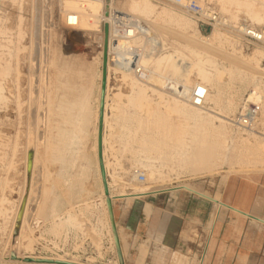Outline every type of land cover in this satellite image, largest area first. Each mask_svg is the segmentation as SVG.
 Returning a JSON list of instances; mask_svg holds the SVG:
<instances>
[{"label":"rangeland","instance_id":"rangeland-1","mask_svg":"<svg viewBox=\"0 0 264 264\" xmlns=\"http://www.w3.org/2000/svg\"><path fill=\"white\" fill-rule=\"evenodd\" d=\"M34 1L35 0H0V264H20L14 262L12 257H18L20 254L21 256H32L35 258L42 257L54 259L62 258L69 261L76 260V262L83 264H121L115 245V238L111 243L110 238L107 237L109 230H111L112 233L113 230L107 207V198L104 192L99 161V120L103 80V54L105 51L104 50L102 52V49L105 47V39L100 41L102 36L100 35V32L104 31L105 26L109 22L106 18L112 17L116 10L126 12V0H117L114 4L112 3L113 0H106L107 5L101 9V14L98 18L100 19V22L98 21L99 23L93 27L94 29L88 31L86 30L85 32H78L75 30L77 29L76 27H79L78 22L76 23V21L72 22L73 26L69 25L67 17L70 12H64L60 7V2L63 0H42V3H40V9H42L40 14L42 16V29L40 34L41 39L39 37V41L41 40V44L44 42V56H46L44 57V66L46 65V80L44 86L45 95L43 99V107L39 119L38 130H40H37V132L35 129L33 130V127L30 128L32 126L33 119L28 99V92L30 91L28 72L33 54L35 53L34 47L36 46H34L35 34L33 32L32 36L30 34L34 26L33 19L35 17V11L33 10L34 7L32 8L31 6L33 3L35 4ZM150 1L158 6L152 14L144 16L137 13H129V15L139 18L145 22L154 32V38L161 43V45L155 50L150 46L147 48V52L151 53V56H154L150 63L151 71L153 73V78L150 83L145 84L138 82L134 78L133 74H131V77H126L121 73L116 72L110 59L107 65V93L105 99L103 129V158L107 172L110 198L113 201L114 214L115 203L117 200L141 198L152 193H161L168 190H187L205 197L208 196V194L204 193L201 188H198L201 187L197 186L198 184H215L216 181L221 180L228 174H231L230 176H232V174H236L238 176L264 174V141L260 140H264V124L261 122L260 112L257 115V123L252 131H244L237 123L240 116L244 113L245 102L249 99L254 86L258 85L261 87L262 94H264V54H261L262 52L264 53V45L247 43L241 33H237L236 30L227 26L221 27V30L213 32L215 30L214 27H207L198 22L195 17L186 13V11H182L183 9L181 10L180 7L174 3V0ZM196 1L203 8L205 7L215 11L224 19L226 17L222 16L224 15L223 13L227 10L228 12L232 11L229 18L231 21L234 23L237 22L242 27H247L249 25L258 29L264 28V22L260 25L258 23L257 27L256 22L255 25H253L254 22L251 23L252 21L248 15H245L242 11H240V13L238 12L240 8H237L234 3L239 0ZM244 1H246L245 3L250 2L249 0H242V3ZM43 2L46 3V5L43 4ZM109 5L112 6L109 7ZM255 5L256 8L258 7L256 10L264 11V0H256ZM163 7L184 14L190 20H193L196 24L195 26L198 25L200 27L202 33L193 36L195 38H191L192 36L187 30L180 26L172 25L169 14H159L161 13V8ZM31 9L33 10L34 16L31 13ZM108 13H110V16H108ZM101 15L105 18V20H103ZM233 15H236L235 18L238 17L241 19H237L239 20L237 21L234 19ZM243 16L246 18H242ZM31 20H33V22ZM91 20L92 22L94 21L93 19ZM103 21L106 22L104 23ZM224 21L229 22L228 20ZM42 23H44V25H42ZM233 26H236V24ZM202 41L207 44L202 43ZM30 43H32V45ZM210 45H213V47ZM110 47L111 50L116 49L113 43H110ZM222 51H225V54H230L232 58H237L239 60V67L236 64L234 65L237 67L232 64L233 60L228 61L230 60L228 59L226 60L228 62H226L224 59L225 56L223 57L224 60H222V58L219 57V54H221L219 52ZM183 62H188L200 70L202 69L210 72L214 71L217 65L223 67L220 74L222 76L219 77V80L224 83L225 88H222V90L225 89L224 94L226 95L224 97L225 99L235 97V108L237 110L233 109L230 112L223 113L219 106H216L214 102L208 101L206 107H204L202 111L216 117L217 119L224 120L231 125V133L242 139L243 143H241V155L248 159L247 162L237 164L233 167L235 169H232L229 166H224L220 169V171L213 174H203V172L191 173L189 170H173L172 167L169 166L162 170L163 176L160 174L158 175L156 166H150L149 168H144L142 166L143 164L149 162L151 164L152 161L155 164L157 160H160L157 162L160 163L161 160H163L161 159L163 158L162 154L167 153L169 150V148L167 149L164 147V149L156 151V154L153 150L152 151L154 153L149 151L145 154V156L141 154L140 157L142 159L139 162L141 166L138 163L136 165L134 164V166L127 167L126 164L133 163L131 161L126 162V159L129 156L128 149L129 152H131V145L133 143L132 140H135L137 136L135 134L132 135V132H130L131 130L129 129V133H125L127 136V138H125V131H121V129H125L121 126L122 123L118 121L117 113L118 111L124 112L123 109H126L131 113L135 112L137 114L136 117L140 115L138 117L139 120L141 118H148L147 121L151 118V114L154 112L155 116H152L150 119L153 122H150L149 120L148 123V130L150 132L149 137L152 136L151 141L153 142L157 138L156 135H153V132L155 131H162L166 133L165 137L167 138L169 144H171V142L176 143L181 141L193 132L198 136L199 141L203 142L205 147L214 146L217 144V141L220 140L217 139V135L214 134L213 129H209V127L200 119L195 121L193 117L185 111L186 105L193 106L191 103L186 100H179L175 97L166 96L163 92H161L164 84H170L171 76L173 77L171 79H176V82H182L186 89L197 87L210 89L214 86L215 81L213 79L207 80L204 76H199L198 73L193 72L190 75H184L183 69L181 68V64ZM236 69L238 72L232 73ZM238 73H241V76ZM242 74H246L247 76H243ZM251 76L252 79L254 78V81L252 80V82L250 80ZM238 77L241 78L239 79ZM245 80L247 81L245 82ZM72 83H75L78 86V97L75 99L71 98L73 94L67 95L66 93L67 89L71 87H66V85ZM133 84H135V88L133 87ZM244 84H248V87L251 86L250 89ZM235 87L237 88L235 89ZM132 91L134 93L133 99L129 102V96ZM212 92L215 93L214 90ZM144 94L148 96L147 103L149 106L148 104L147 107L145 105L142 111L138 108V105L140 98ZM240 95L243 98H241ZM82 99L83 101H81ZM84 100L86 103H84ZM110 101L111 104L109 105ZM80 102L81 104L83 103L82 106ZM119 108L121 109L119 110ZM29 109L31 113H28L29 111L27 112ZM108 109H110L112 117H115L114 119H110ZM80 110L83 115H80ZM121 112H119V116L122 114L125 115V113ZM75 113L82 119L80 120ZM78 118L79 120L77 122ZM108 120H110V123H108ZM117 122L121 125L116 124ZM27 124L29 126H27ZM119 127L121 129H118ZM30 129H32V133H30ZM68 130H70V132ZM120 131L121 133L123 132L121 137L124 139L121 141L122 138L120 139L118 137L120 141H117L118 138L115 140V137L118 136ZM68 132L71 135L69 137L70 141L68 139ZM84 132H86L87 135H83ZM107 132L110 133L107 135ZM117 132L119 133L117 134ZM126 132L128 131L126 130ZM59 133L63 136H60ZM130 133L132 137L129 136V138L131 137L129 139L128 134L130 135ZM105 136L107 138L106 141ZM59 137H63V139H60ZM55 139H57V142L59 141V144L61 141L62 144L58 145ZM65 141L69 142L66 143ZM116 142L119 143L117 144ZM64 144H67L68 146ZM61 145L64 146L59 148ZM133 145H135V141ZM147 147L150 149V146ZM169 147L171 148V146ZM26 151L28 152V155ZM30 153H32V167L31 172L29 173V170L26 168V164H29L28 158ZM108 154L110 157L107 161ZM153 154L155 161L152 158ZM156 156H161V158H157ZM58 157L59 159L66 158V161L70 160L69 164H66L68 161L65 162L64 159L62 160L64 163H62L61 159L59 160ZM75 157L78 158L75 159ZM71 158L75 162H71ZM34 160L36 161L35 163ZM79 160L81 161L79 162ZM145 160L146 162L144 163ZM59 162H61V167L64 164L63 166L67 171L63 167L62 170ZM77 162H79V164H76ZM27 167L29 169L28 165ZM24 168L27 171H25ZM60 170L66 171H64V173L67 175L68 179H72L73 177L77 181L80 179L79 183L82 184L83 182L81 185L83 191L87 190V192L84 191L86 194H83L85 196L81 197L83 198L82 200H85L87 205L92 204V206H96V217L93 219L90 217L89 219L92 220L94 225H98L99 223L101 225V248L96 244L100 243V240L95 239L101 238V236H95L92 231L91 223L88 221L89 216L87 215V218L84 216V211H86L89 207H81L78 205L76 206L74 212H71L70 210L72 209V206L69 202H67L70 200L69 198L71 196V194L67 195L69 193L67 188L71 186L65 187L64 184L61 185V189L64 191H61L64 197V203L62 205V208H64L62 209V215L64 216L61 215V218L64 217L66 221L73 219L77 220V222L82 226L80 229L81 233L73 231L74 233L70 232L68 235L69 237L65 233H61L60 235H56L55 233L53 235L51 233H45L44 235L46 236H42L41 228L43 227L44 229L46 217L41 215L40 207L43 204V200L46 202V199L50 198L49 195L46 198L47 193L54 187V182H56L55 184L58 183L57 179L59 180V176L63 174ZM24 171L26 173H24ZM147 172H153L155 174V179L153 176L148 175ZM137 173L145 174L146 182L144 184L146 188L140 186L141 182H139L137 178ZM33 175L35 179L33 178ZM76 177L79 178L77 179ZM25 178L28 179L25 180ZM143 190L145 191L143 192ZM24 193L26 194L24 195ZM49 193L51 194V192ZM23 197H25V199H23ZM20 198H22L21 200L23 202L26 200V204L20 225L21 231H19L18 237H15L14 234L17 224L12 226L15 222L12 217H16L15 219L18 221L21 205H23L22 201L20 202ZM17 205L20 207L18 213L16 208ZM14 209L16 211H14ZM6 212H8V215L4 217L3 214ZM69 212H71V215L68 214ZM40 218H42L43 221ZM64 219L61 221H64ZM97 221L99 222L98 224ZM106 222L110 229L105 227ZM48 225H50V223H48ZM34 226H36V228ZM22 228L25 229L23 230ZM11 234L12 236H10ZM37 234H39L38 239ZM22 235L23 238H25L24 240L21 237ZM32 236L36 238V242ZM15 238L20 239H17V242ZM30 238H32V240H30ZM54 238L56 240H53ZM74 239L77 240V243ZM19 241L20 243H24L26 245H29L30 242V244H32L30 245L32 246L31 249L28 250L21 247ZM42 241L44 242L43 244ZM52 241H54V243ZM24 249L28 251L26 252ZM123 258L125 264L126 256L124 253Z\"/></svg>","mask_w":264,"mask_h":264},{"label":"bare ground","instance_id":"bare-ground-1","mask_svg":"<svg viewBox=\"0 0 264 264\" xmlns=\"http://www.w3.org/2000/svg\"><path fill=\"white\" fill-rule=\"evenodd\" d=\"M61 1V0H60ZM115 1H117V0H113V4H114V2ZM167 1V0H166ZM168 1H173V0H168ZM248 1V0H247ZM250 2H248V3H245L246 1H244L243 3H242V0H239V1H237V2H235L234 4L236 5V7L237 8H240L239 9V13H240V11H242V13L244 12L245 13V15H248L249 16V18L251 19V23H253L254 22V24L253 25H255V22H256V24H257V27H258V23H259V25L261 24V23H263L264 22V11L262 10V11H259V10H256L257 8H256V5H255V1L254 0H249ZM33 2V1H32ZM35 2V4L33 5H31L32 6V8L34 7V11H35V17H34V19H33V17H32V19L34 20V22H33V20H31L32 22H33V31L31 30V36H32V32L35 34V43H34V46H32V47H34L35 49V53L33 54V58H32V60H31V63H30V66H29V95H28V99H29V104H30V108H31V112H32V119H33V123H32V126H31V124L28 122V124H30V128H32L33 127V130L35 129L36 130V132H37V130H38V128H39V119H40V115H41V110H42V105H43V99H44V95H45V92H44V86H45V80H46V78H45V66H44V57H46V56H44V45H43V43L41 44V40L39 41V37H40V34H41V29H42V26H41V10L42 9H40L41 7H40V3H42V0H35L34 1ZM61 4H60V7H61V9H62V11H64V12H70V13H68L69 14V16L67 17V20L69 21V24H72V22L73 21H76V23L78 22V26L79 27H76L77 29H75V30H77L78 32L80 31V32H85L86 30L88 31V30H92V29H94L93 27H95L100 21V19H98L99 18V15L101 14V9L102 8H104L107 4H106V0H63V1H61L60 2ZM43 4H45L46 5V3H44L43 2ZM258 4V3H257ZM125 5H127V9H126V12L125 11H120V10H116L115 11V14L112 16V17H109V18H106V20L107 21H109L108 22V24H107V26L109 27V42H108V61H109V59L111 60V62H112V65H114V69H115V71L116 72H119V73H121L122 75H124V76H126V77H131V74H133V76H134V78L138 81V82H142V83H145V84H149L150 83V81H151V79L153 78V73H152V71H151V65H150V63H151V60L153 59V57L154 56H151V54L150 53H147V50H146V47H147V43L148 42H150V43H155L156 45H158V46H160L161 45V43H160V41H158V40H156L154 37H155V34H154V32L151 30V28L145 23V22H143L141 19H139V18H136V17H133L132 15H129V13L130 14H132V13H137V14H141V15H144V16H148L149 14H152L156 9H157V7L158 6H156L154 3H152L150 0H126V3H125ZM112 5H109V7H111ZM259 6V5H258ZM114 7V6H113ZM179 7V6H178ZM235 7V8H236ZM205 8V7H204ZM236 8V9H237ZM44 9V8H43ZM180 9L182 10L183 8H181L180 7ZM261 9V8H260ZM32 10V9H31ZM33 10H32V15H33ZM161 13H159L160 15H162V14H165V15H167V14H169V16H170V18H171V21H172V25H174V26H180V27H182L183 29H185V30H187L190 34H191V38H195V37H193V36H195V35H197V34H200V33H202V31L200 30V27L197 25V26H195L196 24L193 22V20H190L187 16H185L184 14H182V13H178V12H176L175 10H171V9H169V8H161ZM238 10V9H237ZM43 11H45V10H43ZM182 11H184L185 12V10L183 9ZM229 11H231V10H229ZM232 12V11H231ZM231 12H228V10L227 11H225L223 14L224 15H222V16H224V17H226L225 19L224 18H222L221 17V22H220V24H218V25H216L215 27H214V31L213 32H216V31H219V30H221L222 28L221 27H224V26H227V27H230V28H233L234 30H236V32L237 33H241V31L243 30V28L245 27H242L240 24H238L237 22L236 23H234L233 21H231V19L229 18V16H230V14H231ZM187 13V12H186ZM233 14V13H232ZM238 15V14H237ZM34 16V15H33ZM64 16H65V14H64ZM108 16H110V13H108ZM234 16V15H233ZM236 16V15H235ZM235 16H234V19H241V18H235ZM248 16H247V18H248ZM101 17H102V15H101ZM103 18V17H102ZM232 18V17H231ZM242 18H244V16L242 17ZM246 18V17H245ZM244 18V19H245ZM249 18H248V20H249ZM22 19V18H21ZM91 19H93L94 21L92 22V20ZM234 19H232V20H234ZM103 20H105V18H103ZM224 20H228L229 22H227V21H224ZM239 20H237V21H239ZM30 21V22H31ZM99 21V22H98ZM31 22V23H32ZM104 23L106 22V21H103ZM230 22H232V23H234V24H236V26H238V27H236V26H233L234 24H232V23H230ZM249 22V21H248ZM132 24V25H140L141 26V28L143 29V31L144 32H140L139 34H137V35H135V36H133V37H129V36H127V35H123L119 30H116L115 28H114V25H119V26H122V25H127V24ZM32 25V24H31ZM42 25H44V23H42ZM73 25V24H72ZM74 25H77V24H74ZM240 25V26H239ZM252 25V24H251ZM249 26V25H248ZM262 26V25H261ZM263 26H264V24H263ZM32 27V26H31ZM44 29V28H43ZM69 30V29H68ZM42 33L44 34V32L42 31ZM43 34H42V36H43ZM100 35H102L101 36V40L100 41H102L103 39H105V28H104V31H102V32H100ZM44 37V36H43ZM40 39H41V37H40ZM42 39H44V38H42ZM34 40V39H33ZM31 42H33L32 40H30ZM29 41V42H30ZM201 42V41H200ZM110 43H113V45H114V47L116 48V49H114V50H111V47H110ZM202 43H205L204 41H202ZM31 45H32V43H30ZM205 44H207V43H205ZM30 45V46H31ZM211 47H213V45H210ZM31 48V47H30ZM142 49V51H138V58H136L135 57V49ZM29 50H31V49H29ZM33 50V51H34ZM105 50V47L102 49V52ZM219 50V49H218ZM218 50H217V53H218ZM32 51V50H31ZM130 51V52H129ZM219 51H221V50H219ZM30 52V51H29ZM105 52V51H104ZM225 52V51H224ZM223 51L222 52H219V53H221V54H219V57H221L222 58V60H224L225 59V61L226 60H228V59H230V60H228V61H231V60H233L232 61V64L234 65V64H236L238 67H239V60L237 59V58H232L231 57V55L229 56L227 53V55L224 53ZM259 52V51H258ZM261 52V51H260ZM31 53H33V52H31ZM261 54H264L263 52L261 53ZM221 55H223V56H221ZM31 56V55H30ZM103 56H104V54H103ZM225 56V58L223 59V57ZM31 59V58H30ZM134 59V61L135 62H137L140 66H142V67H144L147 71H148V78L146 79V80H144V81H142V80H139L136 76H135V74H134V72L133 71H131V70H129V69H127V60H129V61H132ZM45 60H46V58H45ZM228 61H226V62H228ZM46 62V61H45ZM231 64V65H232ZM108 65V64H107ZM232 65V66H233ZM236 65H234V66H236ZM248 65H250V64H248ZM187 66V67H186ZM236 66V67H237ZM186 67V68H185ZM181 68L183 69V74L184 75H190L191 73H198L199 74V76H204L207 80H214L215 81V84H214V86H212L210 89H207V88H205V89H207V91H208V96H207V100H206V105H207V102L208 101H210V102H214L215 103V105L216 106H219L220 107V110L224 113H227V112H230V111H232L233 109H236L235 108V106H236V101H235V97L233 98H228V99H225V95L226 94H224L225 92H224V90H222V88L224 87V83H222L220 80H219V77L220 76H222V75H220L221 74V70H222V66H219V65H217L216 67H215V70L214 71H212V72H210V71H207V70H200L199 68H197V67H195V66H193V65H191L190 63H188V62H183L182 64H181ZM224 68H226V67H224ZM234 69V68H233ZM238 69V68H237ZM235 70V71H233L232 73H237L238 72V70ZM247 70V69H246ZM224 71V70H223ZM244 71V70H243ZM223 73V72H222ZM252 73V72H251ZM174 74H175V69H174ZM223 74H225V73H223ZM230 74V73H229ZM238 74H240V76H241V73H238ZM252 74H254V73H252ZM251 74V75H252ZM173 75V74H172ZM243 76H247L246 74H242ZM236 76H237V74H236ZM252 76H254V75H252ZM252 76H251V78H250V80H251V82H252V80L254 79H252ZM250 77V76H249ZM171 78H173L172 76H171ZM170 78V84H164V86H163V88L161 89V92H163L166 96H170V97H175V98H177V99H179V100H186V101H188L189 103H191V97H192V94H193V92L198 88H190V89H186L184 86H183V83L182 82H176V79H171ZM239 78V77H238ZM241 78V77H240ZM239 78V79H240ZM243 78V77H242ZM256 78V77H255ZM235 80V79H234ZM243 80V79H242ZM235 81H237V80H235ZM241 81V80H240ZM247 80H245V82H246ZM254 81V80H253ZM250 82V81H249ZM240 83V82H239ZM241 83H243V82H241ZM254 83V82H253ZM256 83V82H255ZM134 85L135 84H133V87H134ZM137 85V84H136ZM236 85V84H235ZM244 85H246L247 87H248V84H244ZM69 86H71L70 88H68L67 89V91H66V93H67V95H72V99L74 98H77L78 97V86L75 84V83H72V84H68V85H66V87H69ZM242 86V85H241ZM260 86H261V84H260ZM136 87V86H135ZM134 87V88H135ZM251 87V86H250ZM250 87H248L249 89H250ZM134 88H132V89H134ZM202 88H204V87H202ZM225 88V87H224ZM237 87H235V89H236ZM247 88V89H248ZM232 89H233V87H232ZM248 89V90H249ZM136 90V89H135ZM142 90V89H141ZM214 90L215 91V93H213L212 91ZM240 90H242V89H240ZM227 91V90H226ZM245 91V90H244ZM247 91V90H246ZM237 92V91H236ZM146 93V92H145ZM242 93V92H241ZM133 91H132V93H131V95L129 96V102L130 101H132V99H133ZM143 94V93H142ZM246 94V93H245ZM243 95V94H242ZM234 96V95H233ZM240 97H241V95H240ZM71 98H70V101H71ZM167 98V97H166ZM237 98H238V96H237ZM241 98H243V97H241ZM247 98V97H246ZM148 99V96L147 95H143L141 98H140V100H139V105H138V108H140V110H142L143 109V107L146 105V107H147V100ZM163 99H165V98H163ZM239 99V98H238ZM81 101H83V99L81 100ZM28 103V102H27ZM70 103V102H69ZM84 103H86L85 102V100H84ZM132 103V102H131ZM68 104V103H67ZM80 104H81V102H80ZM72 105V104H71ZM83 105V103L81 104V106ZM206 105H205V107H206ZM67 106V105H66ZM148 106H149V104H148ZM85 107H86V104H85ZM237 107H238V105H237ZM78 108V107H77ZM83 108H84V106H83ZM80 109V108H79ZM79 109H78V112H79ZM121 108H119V110H120ZM128 109V108H127ZM204 109V107H202V108H197V107H194V106H188V105H186L185 106V111H187L192 117H193V119L195 120V121H197V120H201L205 125H207L208 127H209V129H213L214 130V134H216L217 135V139H220L219 141H217V144L216 145H214V146H207V147H205V145H203V142H200L199 141V138H198V136L193 132L192 134H189V136L188 137H186L185 139L183 138V140H181V141H178V142H176V143H172L171 142V144H169L168 143V140H167V138L165 137V134L166 133H164V132H162V131H158V132H153V135H156L157 136V138L155 139V141L153 142V141H151V138H152V136H150L149 137V135H150V132H149V130H148V128H149V120L152 118V116H155L154 115V112L151 114V118H149V120L147 121V119H140L139 120V116H137L136 117V113L134 112V113H131V112H129V111H127L126 109L124 110L123 109V111L124 112H121V111H118V113H117V116H118V121L120 122V123H122V125L121 124H118V122L116 123V124H118V125H121V126H123V129H125V130H122L120 127L118 128V129H121V131H125L124 132V135L126 136V134L125 133H129V129L131 130L130 132H132V135L133 134H135L136 136H137V138H136V136H135V140L133 139L132 140V142L134 143V141H135V146H136V148L135 149H138V153L136 152V153H134L135 155V157H134V164L136 165V164H138L140 161H141V154H143L144 156H145V154L147 153V152H149V151H155V154L157 153L156 151H160V150H162V149H164V147L165 148H169V150L167 151V153H163L162 154V157L163 158H161V156H158L159 158H161V159H163V160H161V162L160 163H157V162H159L157 159V164L155 163H153V161H152V163L150 164V162L149 163H146V164H143L142 166L144 167V168H149L150 166H156L157 167V173H158V175L160 174V175H162V170L163 169H165L166 167H169V166H171L172 167V169L173 170H186V171H190L191 173H198V172H203V174H213V173H216V172H218V171H220V169H222V167H224V166H229V167H231L232 169H235V168H233L234 166H236L237 164H241V162H247V160L248 159H246L244 156H242L241 155V151H242V146H241V143H243L242 142V139L239 137V136H235V135H233L232 133H231V131H230V124L228 123V122H226V121H224V120H221V119H217L216 117H213V116H211V115H209V114H206V113H204L202 110ZM68 110H69V108H68ZM237 110V109H236ZM29 111V112H28ZM67 111V110H66ZM143 111V110H142ZM148 111V110H147ZM27 112L28 113H31L30 112V109L29 110H27ZM75 112V111H74ZM83 112V111H82ZM119 112H121V113H125V115L124 114H122L121 116H119ZM151 112V111H150ZM234 112V111H233ZM259 112H260V119H261V122L264 124V94H262V88L261 87H259L258 85H255L254 86V89H253V91L251 92V94H250V97H249V99L245 102V106H244V114H250V115H252V117H253V120H254V124H253V126L251 127L252 129H244V128H242L244 131H252L253 130V128L255 127V125H256V123H257V115L259 114ZM26 113V112H25ZM68 113V112H67ZM71 113V112H70ZM138 113V112H137ZM157 113V112H156ZM232 113V112H231ZM82 113H81V110H80V115H81ZM141 114V113H140ZM29 115H31V114H29ZM75 115L77 116V117H79L76 113H75ZM83 115V114H82ZM115 115V114H114ZM135 115V116H134ZM142 115V114H141ZM116 116V117H117ZM142 117V116H141ZM147 117V116H146ZM31 118V117H30ZM74 118V117H73ZM80 118V120L82 119L81 117H79ZM79 118L77 119V122H78V120H79ZM115 118V117H114ZM113 118V119H114ZM138 120H137V119ZM106 119H107V116H106ZM31 120V119H30ZM67 120V119H66ZM116 120V119H115ZM138 122H137V121ZM142 120V121H141ZM153 120H154V118H153ZM27 121H28V119H27ZM32 121V120H31ZM70 121V120H69ZM109 121V122H108ZM107 122L108 123H110V120H108ZM159 121V120H158ZM75 122H76V120H75ZM150 122H153V121H151L150 120ZM160 122V121H159ZM241 122V121H240ZM106 123V122H105ZM27 124V126H29ZM107 124V123H106ZM115 124V125H116ZM109 126V125H108ZM117 126V125H116ZM50 128V127H49ZM111 128V127H110ZM114 129V128H113ZM134 129H135V131H134ZM31 130V132L30 133H32V129H30ZM40 130V129H39ZM38 130V131H39ZM126 130L128 131V132H126ZM133 130V131H132ZM28 131V130H27ZM69 132H70V130H68ZM121 131H120V133L119 132H117V134H118V136H117V134H116V136L117 137H115V140H116V138H122L121 136V134H123V132L121 133ZM51 132H52V130H51ZM68 132V134H69V136L67 135V134H65V135H67L68 136V139H69V137L71 136L70 135V133ZM66 133H67V131H66ZM27 134H28V132H27ZM52 134V133H51ZM86 134V132H84L83 133V135H85ZM31 135V134H30ZM59 135H60V133H59ZM64 135V136H65ZM87 135V134H86ZM27 136V135H26ZM51 136V135H50ZM60 136H63V135H60ZM81 136H82V134H81ZM129 136H131V133H130V135L128 134V138H129ZM52 137V136H51ZM88 137V136H87ZM86 137V138H87ZM132 137V136H131ZM130 137V138H131ZM28 138H29V136H28ZM57 138H58V136H57ZM60 138V137H59ZM65 138V137H64ZM83 138H85V137H83ZM113 138V137H112ZM119 138H118V140L117 141H120L119 140ZM125 138H127V136L125 137ZM129 138V139H130ZM155 138V137H154ZM30 139V138H29ZM52 139H54V138H52ZM60 139H63V137L62 138H60ZM88 139V138H87ZM124 138H122L121 139V141L123 140ZM208 139V138H207ZM50 140H51V138H50ZM56 140V142H57V139H55ZM65 140V139H64ZM67 140V139H66ZM107 140V138H106V136H105V141ZM127 140V139H126ZM260 140H262V141H264L263 139H260ZM69 141H70V139H69ZM69 141H65L66 143H68ZM104 141V142H105ZM131 141V140H130ZM59 142V141H58ZM57 142V143H58ZM63 142V141H62ZM64 142V143H65ZM124 142V141H123ZM126 142V141H125ZM128 142H129V140H128ZM28 143H31V142H28ZM117 143V142H116ZM119 143V142H118ZM117 143V144H118ZM122 143V142H121ZM133 143H132V145L131 146H133ZM53 144H56V143H53ZM60 144H62L61 143V141H60ZM59 143H58V145H60ZM123 144V143H122ZM137 144V145H136ZM64 145H67V144H64ZM63 145V146H64ZM31 146V145H30ZM55 146V145H54ZM62 145L59 147V148H62L63 147ZM68 146V145H67ZM147 146H150V149L147 147ZM167 146V147H166ZM169 146H171V148L169 147ZM51 147H52V145H51ZM66 147V146H65ZM65 147H64V149H65ZM152 147V148H151ZM28 149V148H27ZM32 149V148H31ZM54 149H55V147H54ZM57 149V148H56ZM64 149H63V151H64ZM134 149V148H133ZM29 150H30V148H29ZM52 150V149H51ZM62 150V149H61ZM28 151V150H27ZM26 151V152H27ZM152 151V153H154ZM165 151V150H164ZM54 152V151H53ZM52 152V153H53ZM34 153V152H33ZM35 153H36V150H35ZM51 153V154H52ZM132 153V152H131ZM151 153V154H152ZM26 154V153H25ZM63 154V153H62ZM138 154V155H137ZM27 155H28V152H27ZM160 155H161V152H160ZM36 156V155H35ZM53 156V155H52ZM51 156V157H52ZM54 156H56V155H54ZM61 156V155H60ZM76 156V155H75ZM137 156H138V159H137ZM147 156H148V154H147ZM150 156V155H149ZM74 157V156H73ZM143 157V156H142ZM154 157V154H153V156H152V158ZM157 157V156H156ZM157 157V158H158ZM36 158V157H35ZM56 158V157H55ZM63 158V157H62ZM78 157H75V159H77ZM132 158V157H131ZM155 158V157H154ZM154 158H153V160H154ZM29 164H26V168H27V170H29L28 172L30 173L31 172V167H32V153H30L29 154ZM58 159H59V157H58ZM61 159V158H60ZM59 159V160H60ZM64 160L66 159V158H63ZM63 159H61V161L63 160ZM74 159V158H73ZM74 159V160H75ZM81 159V158H80ZM118 159V158H117ZM150 159V158H149ZM37 160H38V157H37ZM52 160H54V159H52ZM82 160V159H81ZM81 160H79V162L81 161ZM151 160V159H150ZM167 160V161H166ZM50 161V160H49ZM55 161H56V159H55ZM58 161V160H57ZM68 161V163H66V164H69V162H70V160H67ZM66 160H65V162H67ZM155 161V160H154ZM36 161L34 160V163H35ZM71 162H75V161H73L72 160V158H71ZM79 162H77L76 164H79ZM146 162V160L144 161V163ZM251 162V161H250ZM26 163V162H25ZM60 163V167H61V162H59ZM62 163H64V161H62ZM143 163V162H142ZM37 164V163H36ZM65 164V165H66ZM140 164V163H139ZM27 165L29 166V169H28V167H27ZM38 165V164H37ZM64 165V164H63ZM62 165V167L64 168V166ZM70 165H71V163H70ZM73 165V164H72ZM140 166H141V164H140ZM33 167H34V165H33ZM61 167V168H62ZM63 168H62V170H63ZM231 168H230V170H231ZM25 169V168H24ZM65 169V168H64ZM26 169H25V171H27ZM66 170V169H65ZM64 170V171H65ZM24 171V173H26ZM36 171V170H35ZM61 171V170H60ZM60 171H59V173H60ZM64 171H61V172H63V174H61L60 176H59V180H61V181H59L58 179H57V181H58V183L57 184H55L56 182H54V187L52 188V189H50V191L49 192H51V194L48 192L47 193V195H46V198L48 197V195H49V199L47 198L46 200V202L43 200V204L41 205V207H40V212H41V215L43 216V217H46V220H45V226H44V229H46L45 227H46V225H48V223H50V229H49V233H51V234H58V235H60L61 233H65L67 236L70 234V232H80L81 233V231H80V229H81V225H80V223H78L77 222V220H75V219H73V220H65L64 219V217L63 218H61V215H62V209H64V208H62V205H63V203H64V197H63V195H62V192L61 191H63L62 189H61V185H65V187L67 186H71V187H69V188H67V190H68V192H66V193H68L67 195H69V194H71V196H70V200H66L67 202H69L70 204H71V206H72V209L70 210L71 212L73 211L74 212V210L76 209V206H78V205H80L81 207L83 206V207H89V208H87L86 209V211H84V216L87 218L88 216V221L91 223V227H92V231H93V233L95 234V236H101V234H100V232H101V225H100V223L97 221V224L98 225H94L93 223H92V220H90L89 218L90 217H92V219L94 218V217H96V214H97V208H96V206H92V204L90 205V204H88L87 205V203L85 202V200H82L83 198H81L82 196H85V195H83V194H86V193H84V191H83V188H82V184H83V182H82V184L81 183H79V180L77 181V180H75V178L73 177L72 179L71 178H67V175L64 173ZM67 171V170H66ZM65 171V172H66ZM233 171V170H232ZM235 171H238V170H235ZM243 171H245V170H243ZM247 171V170H246ZM172 172V171H171ZM228 172V171H227ZM231 172V171H230ZM34 173V172H33ZM148 173V175H150V176H153V178L155 177L154 175V173L153 172H147ZM175 173V172H174ZM188 173V172H187ZM189 174V173H188ZM218 174V173H217ZM26 175V174H25ZM27 175H28V173H27ZM59 175V174H58ZM84 175V174H83ZM185 175V174H184ZM230 175L231 174H228L227 176H225V177H223V179H228L229 177H230ZM233 175V174H232ZM236 175V174H235ZM163 176V175H162ZM25 177H27V176H25ZM83 177V176H82ZM169 177V176H168ZM33 178H34V175H33ZM33 178H32V180H33ZM77 178V177H76ZM79 178V177H78ZM77 178V179H78ZM85 178V177H84ZM28 179V178H27ZM26 178H25V180H27ZM35 179V178H34ZM56 179V178H55ZM149 179V178H148ZM147 179V180H148ZM155 179V178H154ZM210 180V179H209ZM81 181H82V178H81ZM168 181V180H167ZM25 182H27V181H25ZM24 182V183H25ZM33 182H34V180H33ZM148 182H149V180H148ZM147 182V183H148ZM161 182V181H160ZM163 183H164V181H163ZM66 184H70V185H66ZM71 184H73V185H71ZM25 185V184H24ZM140 186L141 187H145V184L144 183H141L140 184ZM26 187V186H25ZM25 187H24V189H25ZM28 187V186H27ZM33 187V186H32ZM84 187V186H83ZM137 187V186H136ZM63 188V187H62ZM140 188V187H139ZM146 188V187H145ZM27 189V188H26ZM84 189H85V187H84ZM142 189V188H141ZM52 190V191H51ZM26 191V190H25ZM145 190H143V192H144ZM64 192V191H63ZM85 192H87V190L85 191ZM45 193V192H44ZM26 193H24V195H25ZM31 194V193H30ZM29 194V195H30ZM64 194V193H63ZM66 195V196H67ZM74 195V196H73ZM27 196V195H26ZM22 197V196H21ZM52 197V198H51ZM69 197V196H68ZM205 197H207V198H209V199H211V200H213V202H216V203H220V197L219 196H216V198H213V197H211L210 195H208V196H205ZM45 198V197H44ZM22 198H20V202L22 201L21 200ZM23 199H25V197H23ZM140 198H134V199H128V201H130V202H132V201H137V200H139ZM71 201V202H70ZM205 201V200H204ZM19 203V202H18ZM22 203H23V205H21V203H20V205H21V210H20V207L17 205V213H18V211L20 210V213H19V217H18V221H16V217L15 218H13L12 217V219H14L15 220V222H14V225H12V226H15L16 224V230H15V234H14V236L15 237H18V233H19V231H21L20 230V225H21V221H22V218H23V213H24V210H25V204H26V200H24V202L22 201ZM66 203V202H65ZM86 203V204H85ZM209 203V202H208ZM82 204H84V205H82ZM46 205V206H45ZM220 205V204H219ZM68 206H69V204H68ZM222 207H225L224 205H221ZM73 207H75V208H73ZM15 208V209H16ZM220 208V207H219ZM230 208V207H229ZM14 209V211H16ZM28 209H29V206H28ZM28 209H27V211H28ZM214 210H215V208H214ZM5 212V211H4ZM71 212H69L68 214H70L71 215ZM8 215V212H6V213H4L3 214V216L5 217V216H7ZM14 215V214H13ZM16 215V214H15ZM18 215V214H17ZM26 215V214H25ZM88 215V216H87ZM27 216H28V214H27ZM41 216V217H42ZM62 216H64V215H62ZM98 217V216H97ZM27 218V217H26ZM99 218V217H98ZM97 218V219H98ZM251 218V217H250ZM42 221H43V219L42 218H40ZM62 219H64V221H61ZM188 221H189V219H187ZM13 221V220H12ZM26 221H27V219H26ZM195 221V220H194ZM197 221V220H196ZM213 221V220H212ZM211 221V222H212ZM187 222V221H186ZM189 223V222H188ZM13 224V223H12ZM27 224V223H26ZM37 224V223H36ZM40 224V223H39ZM190 224V223H189ZM23 225V224H22ZM190 225H192V222H191V224ZM195 225V224H194ZM200 225V224H199ZM11 226V227H12ZM175 226H177V225H175ZM196 226V225H195ZM210 226H212L213 227V225L211 224ZM35 228H36V226H34ZM105 227L106 228H108V229H110L109 228V225L107 224V222H106V224H105ZM188 227H189V225H188ZM199 227V226H198ZM15 228V227H14ZM14 228H13V230H14ZM192 228H193V226H192ZM194 228H196V227H194ZM23 229V228H22ZM25 229V228H24ZM23 229V230H24ZM211 229V228H210ZM213 229V228H212ZM22 230V231H23ZM34 231H36V230H34ZM130 231V230H129ZM193 231H195V230H193ZM200 231V230H199ZM210 231V230H209ZM213 231V230H212ZM13 232V231H12ZM11 232V233H12ZM44 232H45V230H44ZM73 232V233H74ZM128 232V231H127ZM191 232V231H190ZM197 232V231H196ZM72 233V234H73ZM92 233V234H93ZM198 233V232H197ZM24 234H25V232H24ZM23 234V235H24ZM71 234V235H72ZM76 234V233H75ZM192 234V233H191ZM195 234V233H194ZM199 235H200V233H198ZM23 235L21 236L22 237V239L24 240L25 238H23ZM33 235V234H32ZM64 235V234H63ZM193 235V234H192ZM199 235H197V236H199ZM203 235V234H202ZM201 235V236H202ZM10 236H12V234L10 235ZM46 235H44V237H45ZM104 236V235H103ZM124 236H126V235H124ZM33 237V236H32ZM69 237V236H68ZM78 237V236H77ZM107 237H109L110 238V241H111V243L114 241V236H113V233H112V231L111 230H109V232H108V235H107ZM192 237V236H191ZM14 238V237H13ZM13 238H12V240H13ZM27 238V237H26ZM34 239H35V242H36V238L35 237H33ZM62 238V237H61ZM94 238V237H93ZM201 238V237H200ZM206 238V237H205ZM204 238V239H205ZM16 239V241H17V239H20V238H15ZM68 239V238H67ZM96 240L98 239V240H100V243H96L100 248H101V245H102V243H101V241H102V236H101V238H95ZM175 239V238H174ZM9 240H10V238H9ZM8 240V241H9ZM11 240V241H12ZM29 240V239H28ZM27 240V241H28ZM30 240H32V238H30ZM65 240V239H64ZM75 241H76V243H77V240L76 239H74ZM131 240V239H130ZM176 240V239H175ZM190 240V239H189ZM191 240H193V238H191ZM34 241V240H33ZM72 241V240H71ZM195 241V240H194ZM209 241V240H208ZM18 242V241H17ZM25 242V241H24ZM65 242V241H64ZM74 242V241H73ZM97 242V241H96ZM131 242V241H130ZM151 242V241H150ZM191 242V241H190ZM19 243H20V241H19ZM18 243V244H19ZM26 243V242H25ZM28 243V242H27ZM67 243V242H66ZM192 243V242H191ZM209 243V242H208ZM21 244V247H24L25 249H28V250H30L31 249V247L32 246H30V245H32V244H30V242H29V245L27 244H24V243H20ZM159 244H161V243H159ZM96 245V246H97ZM196 245V244H195ZM134 246V245H133ZM142 246H144V245H142ZM187 246V245H186ZM19 247V246H18ZM20 247V248H21ZM98 247V248H99ZM150 248V247H149ZM191 248V247H190ZM24 249V250H25ZM121 249H122V252L125 254V256H126V253H125V250H124V248H122L121 247ZM18 250V249H17ZM27 250V251H28ZM100 250V249H99ZM26 251V250H25ZM26 251V252H27ZM170 251V250H169ZM173 251V250H172ZM175 252V251H174ZM173 252V253H174ZM138 254V253H137ZM176 254V253H175ZM180 254V253H179ZM206 254V253H205ZM100 255V254H99ZM184 256V255H183ZM13 257V260H14V262H16V263H20V264H83V263H80V262H76V260H72V261H69V260H65V259H62V258H60V259H54V258H42V257H39V258H35V257H32V256H21V254H20V256H18V257H16V256H12ZM182 257V256H181ZM190 257V256H189ZM192 257V256H191ZM101 258H102V256H101ZM173 258H174V254H173ZM177 257L175 256V259H176ZM29 259H31L32 261H30V262H28L29 261ZM189 259V258H188ZM191 259V258H190ZM28 260V261H27ZM179 260H181V259H179ZM186 260V259H185ZM38 261H42L41 263H39ZM132 261V260H131ZM176 261H177V259H176ZM172 262V261H171ZM180 263V262H179ZM91 264V263H90ZM182 264V263H181Z\"/></svg>","mask_w":264,"mask_h":264},{"label":"crops","instance_id":"crops-1","mask_svg":"<svg viewBox=\"0 0 264 264\" xmlns=\"http://www.w3.org/2000/svg\"><path fill=\"white\" fill-rule=\"evenodd\" d=\"M108 115L113 118L110 109ZM135 148L133 145L132 153L128 149L126 162L134 161ZM126 166H134V162ZM197 186L213 198L219 196L220 205L187 190L116 201L125 264H264V174L232 175L215 184ZM45 228H41L42 236L49 233L50 225Z\"/></svg>","mask_w":264,"mask_h":264},{"label":"built area","instance_id":"built-area-1","mask_svg":"<svg viewBox=\"0 0 264 264\" xmlns=\"http://www.w3.org/2000/svg\"><path fill=\"white\" fill-rule=\"evenodd\" d=\"M174 3L177 6L183 8L188 14L195 17V19H197L198 22L202 23L204 26L215 27L221 22V17L218 15V13L212 11L211 9L203 8L196 0H174ZM69 25L73 26L71 24ZM114 28L116 30H119L123 35H127L129 37H133L139 34L141 31L144 32L140 25H132L130 23L122 26L114 25ZM241 34L244 40L249 44L264 45V28L258 29L255 27L247 26L243 28ZM149 46L154 50L158 47V45H156L155 43L148 42L146 50ZM138 51H142V49H135L136 58H138ZM126 67L127 69L133 71L135 76L139 80L144 81L148 78V71L144 67L140 66L137 62H135L134 59L132 61L127 60ZM207 96V89L198 87L192 94L191 104L198 108L205 107ZM237 123L244 129H252L251 127L254 124V120L252 115L243 113ZM136 175L139 182H146L145 174L137 173Z\"/></svg>","mask_w":264,"mask_h":264},{"label":"water","instance_id":"water-1","mask_svg":"<svg viewBox=\"0 0 264 264\" xmlns=\"http://www.w3.org/2000/svg\"><path fill=\"white\" fill-rule=\"evenodd\" d=\"M105 52H104V63H103V80H102V89H101V102H100V120H99V161H100V169L103 180L104 192L107 198V207L109 211L111 226L115 238V245L119 257V261L121 264H124L123 253L121 249L120 239L118 235L116 219L113 208V201L110 198V190L108 186L107 180V172L105 168L104 158H103V129H104V117H105V99L107 93V64H108V42H109V27L105 26ZM28 261V260H27ZM32 261L29 259L28 262ZM41 263L42 261H38Z\"/></svg>","mask_w":264,"mask_h":264}]
</instances>
